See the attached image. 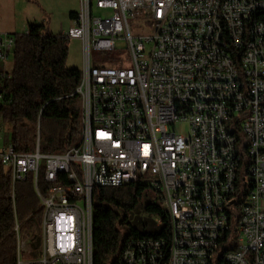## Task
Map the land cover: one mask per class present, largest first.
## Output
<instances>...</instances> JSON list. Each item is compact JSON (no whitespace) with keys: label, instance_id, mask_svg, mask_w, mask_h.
Segmentation results:
<instances>
[{"label":"built area","instance_id":"obj_1","mask_svg":"<svg viewBox=\"0 0 264 264\" xmlns=\"http://www.w3.org/2000/svg\"><path fill=\"white\" fill-rule=\"evenodd\" d=\"M63 33L82 43L77 144L18 152L0 133L11 198L32 176L41 213L36 257L37 234L15 223L17 264L23 250L26 264H93V187L135 181L156 192L168 238H129L115 264H214L225 242L217 264H264V0H81ZM13 46L0 32V60ZM92 48L126 55L92 63Z\"/></svg>","mask_w":264,"mask_h":264},{"label":"trees","instance_id":"obj_2","mask_svg":"<svg viewBox=\"0 0 264 264\" xmlns=\"http://www.w3.org/2000/svg\"><path fill=\"white\" fill-rule=\"evenodd\" d=\"M77 14L69 12V18L75 20ZM12 36V68L0 89V129L4 124L10 126L9 140L18 152L34 151L37 137L41 152H65L77 144L81 132V104L74 93L81 71L66 65L69 38L63 32L45 31L40 23H29L26 31ZM241 139L238 136V143ZM241 155L238 176L249 163L245 154ZM37 187L41 193L47 187L41 171ZM149 193L156 195L153 188L139 181L93 187V264H115L121 246L129 238H168L167 214L158 196L152 200ZM242 199L239 195L232 206L229 230L234 228ZM38 205L32 176L16 183L12 199L9 176L0 167V264H17L15 223L20 231L37 234L31 245L34 257L38 255ZM138 214L145 218L141 221ZM156 220L161 223L158 225Z\"/></svg>","mask_w":264,"mask_h":264},{"label":"rangeland","instance_id":"obj_3","mask_svg":"<svg viewBox=\"0 0 264 264\" xmlns=\"http://www.w3.org/2000/svg\"><path fill=\"white\" fill-rule=\"evenodd\" d=\"M18 4H15V10L17 13V22H18V33H22L26 31V18H35L40 24L43 25L45 31L50 32H59V28H63L68 30V26L70 25L69 12L76 11L79 12L81 9V0H18ZM3 9L0 6V10ZM93 12L96 15L102 14V10L98 8H93ZM1 20V19H0ZM6 19H2L4 22ZM91 60L92 63L96 60V58H107L109 56H124L126 55V51L123 48H117L114 50H105L100 51L96 49H91ZM12 53L9 54L7 60L5 62L1 61L0 65L12 66ZM66 65L68 67L77 68L80 71L83 69V51H82V43L78 39L70 38L68 41V56L66 59ZM177 130L182 128L184 131L187 130L185 125L177 124ZM10 126L4 124L1 126L0 133L3 137H9ZM150 199L154 200L156 195L155 193H149ZM147 199H149L147 197ZM236 213V211H234ZM137 217L142 221L145 218V215L138 214ZM238 237V233L232 230L230 234V240H236ZM231 243L225 242L218 246L216 253L214 254V264H217L218 258L221 256L224 249L229 248ZM30 260L29 254H27L24 250L21 251L20 262L22 264H26V262Z\"/></svg>","mask_w":264,"mask_h":264},{"label":"crops","instance_id":"obj_4","mask_svg":"<svg viewBox=\"0 0 264 264\" xmlns=\"http://www.w3.org/2000/svg\"><path fill=\"white\" fill-rule=\"evenodd\" d=\"M18 0H0V6L1 9L0 10V32H6V33H18L16 31H18V22H17V13L15 10V4H18L17 2ZM70 12H76V11H70ZM78 13V12H77ZM6 19L4 22L2 21V19ZM37 20L35 18H26V24L28 25L29 23H38L36 22ZM74 19L70 18V25L68 26L67 29H69L70 27L74 26ZM27 29V27H26ZM59 32H64L65 29L63 28H59ZM57 33V32H55ZM7 60V59H6ZM6 60H1L3 62H5ZM0 61V64L2 63ZM12 66H8V64L6 65V63L3 65H0V70H3L5 72H9L11 70Z\"/></svg>","mask_w":264,"mask_h":264}]
</instances>
